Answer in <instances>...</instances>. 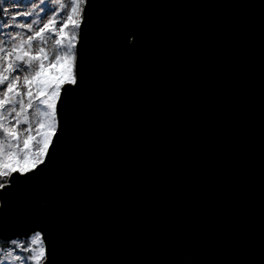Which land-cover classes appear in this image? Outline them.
Segmentation results:
<instances>
[{"label":"snow or ice","instance_id":"1","mask_svg":"<svg viewBox=\"0 0 264 264\" xmlns=\"http://www.w3.org/2000/svg\"><path fill=\"white\" fill-rule=\"evenodd\" d=\"M148 7L0 0V264H264V4L258 69L256 5L232 6L247 19L224 33L216 66L182 61L167 41L150 52L137 18ZM189 78L209 107L222 96L210 135L229 178L226 206L194 223L153 217L147 193L126 195L129 160L166 142L160 96ZM257 174L258 224L248 192Z\"/></svg>","mask_w":264,"mask_h":264},{"label":"water","instance_id":"2","mask_svg":"<svg viewBox=\"0 0 264 264\" xmlns=\"http://www.w3.org/2000/svg\"><path fill=\"white\" fill-rule=\"evenodd\" d=\"M150 5L141 9L137 18L149 29L150 48L155 51L167 41L173 49H180L182 61L220 64L215 48L222 43L227 29L247 19L246 10L232 7L253 4L247 12L255 16L257 33L251 41L252 58L259 66L260 40L258 35L259 6L264 0H133ZM207 38L202 51L186 47V42ZM194 87L189 78L174 87L172 98L160 96L154 109V119L167 133L164 143H154L143 158L130 159L127 173L131 188L126 195L133 201L145 193L148 199L144 211L153 217H175L183 214L188 222L207 217L212 210L220 211L227 204L229 178L215 165L211 131L224 119L222 96L217 93L214 107L207 95H190ZM258 127V123H257ZM255 148L258 153V134ZM258 166V158L256 160ZM258 224V174L248 188ZM135 206L134 203L132 205Z\"/></svg>","mask_w":264,"mask_h":264},{"label":"rangeland","instance_id":"3","mask_svg":"<svg viewBox=\"0 0 264 264\" xmlns=\"http://www.w3.org/2000/svg\"><path fill=\"white\" fill-rule=\"evenodd\" d=\"M4 6H7V4H5Z\"/></svg>","mask_w":264,"mask_h":264}]
</instances>
